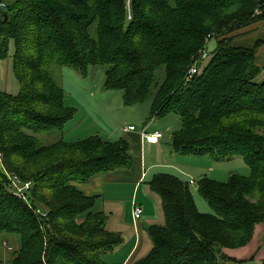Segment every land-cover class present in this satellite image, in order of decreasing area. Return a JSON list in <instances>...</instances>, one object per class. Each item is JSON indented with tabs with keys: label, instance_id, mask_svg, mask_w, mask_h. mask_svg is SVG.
I'll list each match as a JSON object with an SVG mask.
<instances>
[{
	"label": "trees",
	"instance_id": "trees-1",
	"mask_svg": "<svg viewBox=\"0 0 264 264\" xmlns=\"http://www.w3.org/2000/svg\"><path fill=\"white\" fill-rule=\"evenodd\" d=\"M0 1V59L13 41L21 86L17 94L0 90V233L20 242L8 263L106 264L105 254L123 242L121 232L106 228L107 215L93 210L99 195L80 185L130 168L129 142L99 134L50 144L39 138L64 132L76 113L54 68L87 76L91 65L107 66L103 88L119 91L124 106L152 97L148 121L179 116L173 152L217 161L237 155L251 169L227 181L197 180L209 213L198 209L188 181L155 173L147 184L163 223L147 227L152 246L137 264L240 261L236 252L264 225V63L256 61L259 43L239 45L235 33L264 20V0H132L131 18L123 0ZM207 39L215 40L208 57L189 76ZM4 170L32 183L29 201L12 192ZM261 245L264 264V237Z\"/></svg>",
	"mask_w": 264,
	"mask_h": 264
},
{
	"label": "rangeland",
	"instance_id": "rangeland-1",
	"mask_svg": "<svg viewBox=\"0 0 264 264\" xmlns=\"http://www.w3.org/2000/svg\"><path fill=\"white\" fill-rule=\"evenodd\" d=\"M4 1L10 2L13 0ZM128 18H130L129 13ZM244 28L245 27L241 28L240 30ZM214 42V39H207L205 46L201 48L195 58L193 57V63L187 70V74L189 76L190 70L194 66L196 59L199 58V55L203 51L209 52ZM14 50L15 44L13 41H10L8 56L4 59H0V90L6 91L10 94L19 93L21 88L20 83L13 72ZM106 69L107 66L91 65L89 66L87 76H82L69 66L54 68L53 74L65 89L67 104L70 106L73 105V107L76 109L74 117L67 123L65 127L64 131L67 132L65 134L63 133L64 140L78 141L87 136L99 134L109 141H117L119 139H125L124 137L126 136V133L123 128L125 126H128L129 124H134L135 126H137L138 130L142 129L144 125L148 129L151 127H156V129H162L164 143L160 151L154 149L149 151L148 149H146L145 161H147V165H159V167L152 170L153 172L152 174L148 175L147 180L150 179L155 172H168L172 174L174 173L175 175L181 173L180 175L184 174L182 176L189 180L188 182L190 186L191 183L193 186L195 182L190 183L191 179H195L197 181L202 177H210L218 181H227L230 175L233 173H239L244 176L250 175L251 169L249 165L243 158L237 155L230 159L217 161L210 155L194 156L173 152L170 144L172 135L181 127V120L179 116L176 114H171L166 118L153 119L151 121H148L147 116L150 109L152 97L142 104L134 106H124L122 96L119 91H109L103 88ZM159 75L160 79L163 80L165 75L164 70H161L159 72ZM263 77L264 75L261 74L259 76V80L263 79ZM258 132L264 133V129H258ZM61 136L62 133L60 132L39 134V138L41 139L42 144H50L55 140L61 138ZM130 151L133 155L132 144H130ZM0 159L2 163V158L0 157ZM10 185L12 184L10 183ZM194 186L196 188V185ZM194 195V198L198 202V205H201L202 202V205H205V207L207 209L209 208L210 212H212L209 204L203 197H201V195H199L198 193H194ZM29 196L26 195L28 201ZM123 199L124 201H126V199L128 198L126 196ZM100 202L101 201H97L96 206L93 210L98 209ZM263 237L264 234L259 236L258 240L257 238L254 240V242L250 245H254V247H247L249 248L247 252H252V256L261 250L259 248L262 246L261 244ZM5 242L7 243V245L4 244ZM19 243L20 242L18 236L10 235L6 232L0 233V251L3 255V261L1 264H10L8 263V260L11 258L13 250L19 247ZM241 249L245 250V247H242ZM125 250V248L122 249L119 246L114 255H105L104 258L105 260L110 259V262H108V264H118L119 261L115 260V258L118 259V257L115 256L121 254L122 252H125ZM262 256V251H260L259 255L256 258L261 259ZM230 264H259V262L249 259L242 261L240 260L237 262L235 261Z\"/></svg>",
	"mask_w": 264,
	"mask_h": 264
},
{
	"label": "crops",
	"instance_id": "crops-1",
	"mask_svg": "<svg viewBox=\"0 0 264 264\" xmlns=\"http://www.w3.org/2000/svg\"><path fill=\"white\" fill-rule=\"evenodd\" d=\"M235 34L237 35L235 37V43L239 45L251 47L259 43L256 50V61L257 64L262 65L264 63V20L246 26L244 29L237 31ZM137 130L125 132L126 136L124 137L125 140L132 144L133 149L134 159L133 165L130 168H120L107 173L99 174L91 181L80 185L81 189L84 190L85 193L99 195L97 201L101 202L98 210L103 211L107 215L106 228L109 231L122 233L123 242L116 246L112 251L105 254L114 255L119 246L122 249L125 248V252L115 256L118 257V259L115 258V260L119 261L118 264H137L139 259L146 256L152 246L147 227L151 224L163 223L160 199L158 196L150 192L147 184V181L151 179L147 180L148 175L152 174V170L159 167V165L150 164L148 166L147 161H145V153L146 149L149 151L153 149L160 151L164 143V137L157 143L147 142L141 137L139 131L140 129L138 131ZM148 130L151 132L158 130L162 131V129H156V127H151ZM66 132L67 131L62 132L61 137H63V133L65 134ZM2 168L3 164L0 159V169ZM155 173H153V175ZM180 174L176 175L189 181L182 176L184 174ZM191 182H195L194 185H196L197 181L195 179H191L190 183ZM194 185L192 186L191 183L193 195L194 193H198L197 185L196 188ZM126 196L128 199L124 201L123 198ZM134 204L140 205L143 209V214L138 221L134 220L132 214ZM196 204L201 212H210L209 208L207 209L205 205H202V202L201 205H198V202L196 201ZM262 234H264V225L261 226L257 240ZM251 247H254V245L249 248ZM249 248L236 252L241 261L251 259L252 252H247ZM254 260L258 261L257 258ZM105 262L108 264L110 259L105 260Z\"/></svg>",
	"mask_w": 264,
	"mask_h": 264
},
{
	"label": "built area",
	"instance_id": "built-area-1",
	"mask_svg": "<svg viewBox=\"0 0 264 264\" xmlns=\"http://www.w3.org/2000/svg\"><path fill=\"white\" fill-rule=\"evenodd\" d=\"M125 2L126 8L128 10L129 13V17L131 18V2L132 0H123ZM5 4L3 2L0 1V10H2L4 8ZM257 13L260 12L259 10L256 11ZM208 57V52H202L199 55V58L196 59V62L194 64V66L191 68L190 70V75L195 74L198 71V66L197 63L200 60L206 59ZM123 130L125 132L128 131H136L137 128L135 125H128L125 126L123 128ZM140 131V135L141 137L147 141V142H151V143H157L160 141V139L163 137V132L162 131H148V128L144 125V127L142 129L139 130ZM0 157H1V153H0ZM5 175L8 178L9 182L12 184L11 185V190L12 192H14L17 196L24 198L25 200H27L26 198V191L30 189L32 183L30 181H23L20 178H18L17 176L11 175L10 173H8L7 171H5ZM38 213L40 212L39 210H36ZM42 214H46L45 212L41 211ZM133 218L135 221H138L142 214H143V209L140 205L138 204H134V208H133ZM5 245L6 242L4 243Z\"/></svg>",
	"mask_w": 264,
	"mask_h": 264
}]
</instances>
